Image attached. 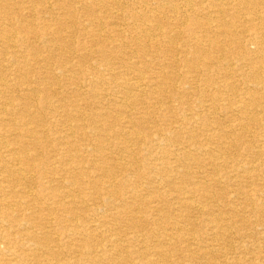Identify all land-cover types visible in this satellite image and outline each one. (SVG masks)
Masks as SVG:
<instances>
[{"label": "bare ground", "instance_id": "obj_1", "mask_svg": "<svg viewBox=\"0 0 264 264\" xmlns=\"http://www.w3.org/2000/svg\"><path fill=\"white\" fill-rule=\"evenodd\" d=\"M0 264H264V0H0Z\"/></svg>", "mask_w": 264, "mask_h": 264}, {"label": "rangeland", "instance_id": "obj_2", "mask_svg": "<svg viewBox=\"0 0 264 264\" xmlns=\"http://www.w3.org/2000/svg\"><path fill=\"white\" fill-rule=\"evenodd\" d=\"M79 41H80V40H79ZM156 124H157L158 126L162 125L161 122H156ZM150 125H153V124H150Z\"/></svg>", "mask_w": 264, "mask_h": 264}]
</instances>
